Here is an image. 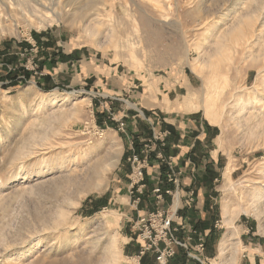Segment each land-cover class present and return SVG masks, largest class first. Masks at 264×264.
<instances>
[{
  "label": "rangeland",
  "instance_id": "rangeland-1",
  "mask_svg": "<svg viewBox=\"0 0 264 264\" xmlns=\"http://www.w3.org/2000/svg\"><path fill=\"white\" fill-rule=\"evenodd\" d=\"M82 1L38 25L0 0V264L134 263L128 157L164 131L148 108L215 130L195 173L204 207L180 192L181 238L205 234L209 264L264 259V0ZM82 64L91 81L72 78ZM168 168L147 169L158 183Z\"/></svg>",
  "mask_w": 264,
  "mask_h": 264
},
{
  "label": "built area",
  "instance_id": "built-area-1",
  "mask_svg": "<svg viewBox=\"0 0 264 264\" xmlns=\"http://www.w3.org/2000/svg\"><path fill=\"white\" fill-rule=\"evenodd\" d=\"M169 131L154 132V140L150 139L140 151H133L128 157L131 167L130 194L132 205L135 210L142 202L143 190L146 187L145 171L150 165L158 164V160L166 161L169 168L164 177L152 189L153 197L157 200H164L170 196L171 203L164 209L148 210L135 217L134 228L137 231L140 249L135 255L136 264H141V259L145 255L153 257L155 264H173L179 249L187 251L189 258L195 259L199 264H209L204 252L206 250V235L202 232L190 231L181 238L177 234L181 227L177 222L178 200L180 198V177L171 163V157H166L160 146L166 144V137ZM158 149V150H157ZM156 162V163H154ZM174 186H173V185ZM194 200V190L187 193L186 203L190 204ZM194 234H196L194 236ZM192 242L194 244H192Z\"/></svg>",
  "mask_w": 264,
  "mask_h": 264
},
{
  "label": "crops",
  "instance_id": "crops-1",
  "mask_svg": "<svg viewBox=\"0 0 264 264\" xmlns=\"http://www.w3.org/2000/svg\"><path fill=\"white\" fill-rule=\"evenodd\" d=\"M63 54L64 55L61 56L62 57L61 59H62V62L66 64H69V62H73L75 61V59L78 58V56H74V55L72 56L71 51L65 52ZM78 68L79 67H76V70H78ZM79 70H80L79 78L76 77L75 75H72V78L75 79V81H79V79H81L82 76L84 77L85 80L87 79L88 81L92 80L91 77L93 76L92 74H94L95 71L92 70V67L89 64H85V65L82 64ZM71 74H74L73 68H71ZM51 79L54 80L52 76H51ZM46 81L47 80H45V85H49L46 83ZM45 85L42 83L40 84L42 88L49 87ZM105 85L107 86V90L113 91L114 89H116V91H119V87L122 88V85L124 84L118 80L117 82H115L114 80L107 79ZM163 105H164L163 106L164 108L165 106L167 108L166 102ZM154 109L155 108L147 109L149 111L148 120L152 122V124H154L157 127V129H160V130L164 129V130L170 131V136L168 138V142L164 148V151L166 154H170L171 156H173L176 168L177 170H180L181 172V182H182L181 195L185 197L187 195V192L191 188H194L196 190V197H195L196 207L195 208L197 211H199L198 209H202V207H204L205 195L203 193L202 187H199L198 182L195 183L196 181L195 173L196 171L199 170V168H203V166L205 165V162L207 161L206 155L208 153V146H209L208 142L212 141L215 136L214 127L212 126V124H210V126L208 127L202 120H200L197 117L190 118L188 116L179 115V114H175V115L168 114V116L165 115L161 117ZM172 111H175V110L172 109ZM172 113L174 114V112ZM209 152H210V157L208 161L213 160L214 163H216L217 159L215 158V156H213L212 151H209ZM148 171L149 170L147 169L146 175H147V182L149 181L148 188L150 189V191L147 189L146 192L142 196L143 198L140 204L142 208L140 210L139 209L134 210V212L130 213L134 217L148 210L164 209L168 207L169 205L170 196H166L164 200H157L153 197L152 189L154 187V184L156 183L155 179H157L156 178L157 175L156 177L152 176V173ZM147 199L149 200L151 199L155 203L152 205L150 204V206L145 205ZM177 235L181 237L182 232H179ZM140 246L141 245L139 242V248ZM138 251H139L138 248L135 249V251L132 252V255L135 256L138 253ZM132 258H135V257H132ZM177 261L179 260L177 259ZM136 263L137 261L135 258V261L133 264H136ZM178 263L182 264L183 262L179 261ZM186 264H189V263H186ZM241 264H264V259L256 258V256L253 258L249 257L247 259L242 260Z\"/></svg>",
  "mask_w": 264,
  "mask_h": 264
},
{
  "label": "bare ground",
  "instance_id": "bare-ground-1",
  "mask_svg": "<svg viewBox=\"0 0 264 264\" xmlns=\"http://www.w3.org/2000/svg\"><path fill=\"white\" fill-rule=\"evenodd\" d=\"M3 2V0H1ZM98 1V0H97ZM100 1V0H99ZM98 1V2H99ZM9 3L10 8H12V12L14 13H20L24 18H26L29 22H31V16H36L40 19L41 24L38 25H44V23L48 20H51L54 15L56 18H59L62 15V8L63 4L61 0H7ZM101 2V1H100ZM1 3V2H0ZM70 3V1H69ZM82 6L79 7L80 10H83V14H85L87 10L93 8L95 6V0H83ZM4 4V2H3ZM1 5V4H0ZM67 6V4H64ZM97 6V5H96ZM3 11V9H2ZM8 12V11H7ZM85 12V13H84ZM124 14V13H123ZM12 16V15H11ZM118 16V15H117ZM3 17V13L0 12V19ZM10 17V16H9ZM17 17V15H16ZM44 17V18H43ZM54 17V18H55ZM34 19V18H33ZM115 19V17H114ZM25 20V19H24ZM36 20V19H34ZM119 20V18L117 19ZM9 23V18L7 19ZM18 21V19H17ZM123 21V20H122ZM36 22V21H35ZM39 22V21H38ZM124 22V21H123ZM51 24V23H50ZM148 24V23H147ZM153 24V23H152ZM5 25V24H4ZM27 25V24H26ZM44 27V26H43ZM148 27V26H147ZM158 32V30H157ZM156 33V32H155ZM158 34V33H156ZM135 35V34H134ZM148 36V35H147ZM148 39V38H147ZM157 39V38H156ZM190 98L187 97L183 100L181 103L180 108L184 109L185 106L189 105ZM173 105V104H172ZM14 156V155H13ZM18 156V154H17ZM14 161V160H13ZM224 220L225 225H229L230 223V214H228L227 211L224 212ZM229 228V227H228ZM226 238V237H225ZM226 248V247H225Z\"/></svg>",
  "mask_w": 264,
  "mask_h": 264
},
{
  "label": "trees",
  "instance_id": "trees-1",
  "mask_svg": "<svg viewBox=\"0 0 264 264\" xmlns=\"http://www.w3.org/2000/svg\"><path fill=\"white\" fill-rule=\"evenodd\" d=\"M12 84H13V85H16L17 82H15V81L13 80V81H12ZM183 214L185 215V213H183ZM199 224H200V223H199ZM199 224H197L196 227H198L199 230H202V228L200 229ZM214 235H215V234H211V240L215 238ZM187 258H188V257H187V253H185V252L181 249V250H179V253L177 254V256L175 257V259L173 260V264H180V263H178L179 261H180V262H183L182 264H185ZM177 259H178L179 261H177ZM174 261H175V262H174ZM176 262H177V263H176ZM141 264H155V263H154V259H153V257H151V256H149V255H145V256H143L142 259H141ZM191 264H199V263L193 261V263H191Z\"/></svg>",
  "mask_w": 264,
  "mask_h": 264
}]
</instances>
